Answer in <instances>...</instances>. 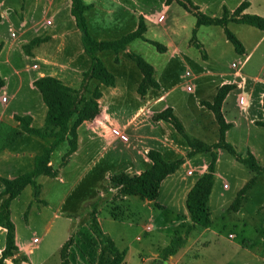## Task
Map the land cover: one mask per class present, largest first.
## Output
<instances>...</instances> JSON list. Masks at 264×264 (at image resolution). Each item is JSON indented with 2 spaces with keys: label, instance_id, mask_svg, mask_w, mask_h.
I'll return each instance as SVG.
<instances>
[{
  "label": "rangeland",
  "instance_id": "rangeland-1",
  "mask_svg": "<svg viewBox=\"0 0 264 264\" xmlns=\"http://www.w3.org/2000/svg\"><path fill=\"white\" fill-rule=\"evenodd\" d=\"M191 1L203 14L220 17L223 5L233 9L236 8L239 0ZM138 2L139 6H137L147 8L146 10L158 11L161 5L160 0H138ZM130 6L134 8L133 5ZM258 6L264 9L263 2H255L254 7ZM101 8L103 9V6ZM94 12L93 10L89 13L90 15L88 14L89 34L93 40H116L131 32L129 31L130 22L127 19L121 26L112 27L97 36L95 26L91 22L96 16L97 20H102L105 15L102 12ZM110 18V25L116 23L114 14ZM158 21H165V29L151 27L146 33V39L160 44L180 46L179 49L183 54L178 59L182 57V63L179 60L169 61L152 46L140 41L133 42L129 49L153 67L161 92H169L166 97L167 104L171 105L186 133L204 144L205 142L213 143L218 138L217 125L212 114L205 108L199 107L197 99L212 100L216 91L217 77L199 74L203 68L212 73L225 72L232 63L235 64L232 68L239 70L240 56L236 55L220 27L201 26L195 32V39L203 44L209 54L208 59L203 58V52L190 43L195 18L176 4L172 6L170 12L159 16ZM227 28L248 51L261 35L257 29L242 24L229 23ZM68 40L74 41V47L78 46L82 50L79 36L76 38L75 35H71ZM112 54L113 52L105 51L100 54V58L106 69L117 77L119 82L122 83L120 77L129 79L123 99L119 101L120 110L128 117L137 106L138 96L134 90L135 86L132 87V85L135 73L139 72L135 65L121 53L118 54V63L115 64L111 57L108 58ZM263 55L264 41L246 70L256 72L257 66L259 68L263 62ZM262 82L264 83V79ZM263 83H247L246 90L251 91L252 100L245 114L263 117L257 100V95L264 89ZM94 87L93 84L89 85L91 90ZM155 92L151 90L150 94ZM104 95L108 94L105 92ZM38 97L40 99L39 95ZM244 103L241 98L239 104ZM161 106L163 104H158L153 107V110L156 111ZM33 107H36L35 103ZM117 109L119 108H115ZM229 112L233 114L231 119L234 117L238 120L235 109L232 108ZM38 124L35 120L34 127H38ZM95 125H99V121L95 122ZM237 125L236 130L228 133L226 141L240 155H245L249 150L259 166L264 169V128L249 127L240 119ZM78 134L81 138L84 136L82 132ZM110 134L115 141L125 144L131 141L129 136L118 129L111 128ZM33 138L35 137L29 135L22 137L12 146L11 151L15 154L40 153V140L37 138H35L36 142L29 140ZM67 148V144L62 143L51 154L50 165L53 168H59ZM93 148L87 153H81L67 167L60 170L62 177L69 184L67 187L50 179L40 180L39 183L43 189L40 199L44 205H39L32 199L30 187H26L11 203V219L19 242L28 243L32 247L30 262L27 264H60L59 249L69 237H72V244L68 250V264H98L99 244L88 229V208L85 209L86 204L93 200L97 192H100L97 195L99 226L101 231L113 241L116 249L124 254V262L121 264H154L156 259L166 261L170 256H165L163 249L170 243L169 238L173 235L184 236L185 224L182 222V217L187 188L179 191L175 206L169 201L165 187L161 188L158 197L153 201L162 205V208H156L153 202L148 204L137 197L113 200L116 191L105 179L108 173L120 172L117 162L110 151L99 152L96 149L93 151ZM216 157L219 161L217 165L215 164L213 196L208 206L211 227L202 234L201 243H196L188 252L186 264H264V172L256 177L239 210L233 212L229 209L230 204L239 189L254 176V173L223 151H216ZM209 162V155L202 153L195 160L189 161L185 169L179 168L176 175L196 177L204 173ZM29 168L28 164L20 166L18 159H14L0 164V173L3 169H7L5 175H20L30 171ZM188 170L192 171V175L188 174ZM127 174L133 176L136 172L130 169ZM222 184L224 187L227 185L229 189L223 190ZM220 191L223 194L221 202L215 200V194ZM30 203L32 206L29 208ZM145 227H150V231H146ZM197 235V232H194L190 240ZM33 239L37 242L33 243ZM244 242H248V245L244 246ZM110 261L111 258L105 256L104 264Z\"/></svg>",
  "mask_w": 264,
  "mask_h": 264
},
{
  "label": "crops",
  "instance_id": "crops-1",
  "mask_svg": "<svg viewBox=\"0 0 264 264\" xmlns=\"http://www.w3.org/2000/svg\"><path fill=\"white\" fill-rule=\"evenodd\" d=\"M82 1L84 4L90 5L91 7L88 11L85 12L88 32H89L88 24H90L88 20L89 19L88 14L94 10L95 11L94 13L102 12V14L105 15L104 18H102V20H97V16H96L92 20L93 22H91L93 26H95L94 30L97 36L108 31L112 27L121 26L124 23V21H127V19L130 22L129 31L133 32L137 28L139 18L142 17L145 21V27H146V31L143 35L145 39H146V33L151 27H155V28L159 27L162 30L165 29L164 26L165 21H158V17L170 12L174 4L178 5L175 0H170V1L160 0L161 2L160 8L158 11H155L153 9L146 10L147 8H139L138 0H82ZM189 1L193 5H195L191 0ZM242 2L248 3V7L244 10L243 13L253 14L264 18V9L260 8L259 6L257 8L254 7L255 2L264 3V0H258V1L239 0L236 4L237 5L236 8ZM130 5H133L134 8H130L131 7ZM101 6H103V9L102 8L100 9ZM136 6L138 8H136ZM223 7L225 6L223 5L222 8ZM70 8H71V0H0V81L2 82V86L0 87V123H4L9 125L10 127L16 128L17 125L13 120V116L21 115V116H29L31 118V126L34 127L35 120L38 121L39 123L38 127L35 128H39L42 126L44 116L46 113V108L41 101V97L40 99L38 97L39 93L35 90V88L32 85V83L40 77H44V76L54 77L59 81H61L66 86H69L73 89L79 88L82 79V74L88 70L90 66V61L88 57L84 54L83 48L81 50L80 48H78V46L74 47V41H76V39L74 41L68 40L69 36L71 35H75L76 38L79 36V40H80V32L75 26L74 19L70 13ZM226 9L232 12L235 8L233 9L226 8ZM113 14L116 17L114 19L116 23L114 22V24L110 25L109 24L111 21L110 16L112 17ZM260 32H261L260 37L258 38V40H256L255 44L253 45L250 51L246 50V48H244V46L242 45L244 48V53L242 55H238L240 56V61L238 63L241 64L239 70L233 69L232 65L234 63H232L231 66L228 67V70L225 72L212 73L208 70H203L204 69L203 68L200 72L201 74H199V75L205 74L204 76L211 75L213 77H217L216 78L217 81L215 82V84L217 85L215 86L216 87L215 94L222 85H234L235 87L232 91H230L227 94L221 105V113L223 119L227 124L231 125L230 129L226 132L225 139L231 130H236V127L238 126L237 122L239 121V119L242 120L249 127L255 126L258 128H262L260 126H257L256 123L264 120V112L262 108L264 89L261 90L260 93L257 95L258 105L263 112V117L261 118L260 115L252 117L245 114V112L249 110L250 102L252 100L251 91L247 92L246 90L247 83L248 82L253 84L263 83L262 80L264 79V55L262 56L263 59L262 64L259 66V68L257 66V70L255 69L256 72H252V71L249 72L248 70H246L247 65L252 60L254 54L259 50L260 45L264 41V31H260ZM68 33H72V34H68ZM33 38H40L42 39V42L33 46L29 50V53L25 54L23 52V46L26 45ZM96 41H102V40H96ZM135 41L143 42L141 40H134L127 45L126 50H120L118 52L108 51V52H113V54L108 58L111 57V60L113 59L114 63L117 64L118 54L121 53L123 56L127 57V52H132L129 49L130 45ZM80 44H81V40H80ZM191 44L200 45L201 48L198 50H201L203 52L205 59H208L209 54L207 53L205 47L201 42L195 39V41ZM161 45H163L166 48L165 52L162 54L165 55L169 61L179 60L178 57L183 54V52L179 49L180 46L176 47L174 44H166V43ZM101 53L102 52L96 53V57L104 64V62L100 58ZM181 58L179 62L182 63L183 61ZM135 75L136 76L133 81L132 87L135 86L134 90L137 94V86L141 80V74L139 72L138 74L135 73ZM114 78H115V83L113 87H104L99 83H95L97 82L96 80H91L89 82V85L93 84L95 86L93 89L98 88L99 91L101 92V98L98 100L100 112L93 121L84 122L81 126L77 128V149L70 156L66 165L63 166L62 168L67 167L68 164L75 157H79L80 154L83 152L87 153L93 147H94L93 151L94 149L98 150L99 152L102 150L110 151L114 155V158L117 162L118 170L120 171L119 173L124 172L127 174V171L131 169L134 172H136V174H134L133 176L139 175L141 172H143L144 170L148 169L151 166V162L146 157V152L148 150H155L159 152L162 158L166 161H174L181 157H185V155L189 152V147L187 146L185 141L175 132L173 127L164 121L153 122L151 120V116L153 114L159 113L166 108H170L173 114L175 115V112L171 108V105L167 104L168 102L166 97L167 94H169V92L166 93L161 92L160 85L158 81L155 79V76L154 79L159 85V89L155 90L156 92L152 94H150V91L152 89L148 90L145 96L142 98L139 97V95L137 94L138 96L137 106L132 111L131 115H129L128 117L125 116V112L120 110L121 103L119 101L123 99L124 93L127 90V83L129 79L120 77V79L122 80L121 83L119 82V79H117V77ZM105 92L106 94H108L107 96L104 95ZM241 98L245 102L243 105L239 104V100ZM3 99L5 100L3 101ZM197 101L201 109L204 108L201 105L202 102H211L206 100H199V98L197 99ZM33 103L36 104V107H33ZM158 104H163V106H161L156 111L153 110V107ZM115 108H119V109L115 110ZM232 108L237 111L238 120L234 117L231 119L232 117L231 115L233 114H231L229 110ZM97 121H99V125H95V122ZM111 128L118 129L123 134L129 136V138L131 139L130 143L125 144L120 141H115L114 139H112V135L110 134ZM217 131H218V127H217ZM80 132H82L84 135L82 138L79 137L78 133ZM24 136L27 135L26 134L21 135L16 141L8 145L2 152H0V164L8 163L14 159H18V164L20 166L28 164L30 170L33 168L34 157L41 153L42 149L50 142V140L39 139L40 140L39 148H41L40 153L31 152L29 154H24L22 152V154H15L13 151H11V149L13 148L12 146H14V144ZM35 138L29 140L36 142L38 138L37 139ZM200 140L202 139L200 138ZM216 142L217 140L213 143ZM205 143L209 145L213 144L207 142ZM220 151L222 150H217V152ZM200 155L197 154L189 159L186 158L185 162L180 166V169L181 170L185 169V166L189 161L195 160ZM218 161L219 158L217 159L216 165ZM50 164L51 162H49V165ZM62 168L56 169L58 170V175L56 178L40 176L37 178V183L41 186V184L39 183L40 180L50 179L52 181H57L60 185L67 187L69 184L67 183L65 178L62 177L60 173V170ZM6 171L7 169H3V172L0 173V178L13 179L19 176V175H5ZM178 172L179 169L176 170L173 174L167 176L165 180H163L159 189V193L161 192V188L165 187L169 201L175 206L179 191L181 189L187 188L184 196V212L182 217L183 218L182 222L185 224L184 227L186 228L190 224L189 218L185 211L186 194L200 175H197L196 177H188L186 175H176L178 174ZM7 173L9 174L10 170ZM112 175L115 174L108 173L106 175L105 181L107 182L109 176ZM225 186L226 187H224V184H222L223 190L229 189L227 185ZM2 189H3L2 185L0 184V192L2 191ZM42 190L43 189L41 186L40 193L36 199L32 196V199L36 201L37 204L39 205L41 204L44 205V202L40 199ZM98 194H100V192L99 193L97 192L95 194V197L91 202H93L95 199L98 198L97 197ZM212 194H213V187L209 197L208 206L212 200V196H213ZM31 195H32V189H31ZM222 195L223 194L221 191L219 193H216L215 200L217 201L219 200L221 202ZM91 202H88L87 204ZM145 202L148 204L152 203L147 201ZM153 203H154V207L162 208V205L157 204L155 202ZM31 206L32 205L30 203L28 207L30 208ZM10 219H11V212H10ZM210 227L207 229H203V228L199 229L200 227H195L194 229H192L188 234V236L186 237L183 247H181L174 256H170L169 259L165 261L166 264H186L187 261L185 260L186 257L188 256V252L193 248V246L196 243L198 244L201 243L200 240L202 234L204 232H207L210 229ZM14 229H15V244L19 249V251L27 256L28 262H30L32 247L28 243H20L15 226ZM194 232H197L198 235L192 238V240H190V237ZM174 237L177 236L173 235L171 238H169V242ZM4 240H5V230L3 228H0V256L4 248ZM35 242H37V240L33 239V243ZM247 245L248 242H244V246ZM28 262L22 264H27ZM4 264H11V261L7 259L5 260Z\"/></svg>",
  "mask_w": 264,
  "mask_h": 264
},
{
  "label": "trees",
  "instance_id": "trees-1",
  "mask_svg": "<svg viewBox=\"0 0 264 264\" xmlns=\"http://www.w3.org/2000/svg\"><path fill=\"white\" fill-rule=\"evenodd\" d=\"M170 1V0H167ZM176 3L186 12L195 18V27L192 30L191 43L195 41V32L201 26H216L223 31L225 39L232 45L237 55L244 53V48L237 37L227 28L229 23L242 24L253 27L259 31H264V18L245 14L248 7L247 2H242L232 12L225 7L222 8L220 17H211L203 14L199 8L189 0H175ZM82 0H71L70 13L74 19L75 26L80 32V40L84 54L90 61L88 70L82 74L81 83L78 89H73L64 85L54 77L44 76L36 79L32 85L39 93L41 101L46 108L43 124L39 128L31 126L29 116L14 115L13 120L17 127L13 128L7 124L0 123V152L8 145L16 141L21 135H31L38 139H48L50 142L36 155L33 160V168L13 179L0 178L2 191L0 192V228L5 230L4 248L0 256V264H4L9 259L11 264H22L28 262L27 256L21 253L15 244V229L10 219V204L26 188L32 189V196L36 199L40 193L41 186L37 183L40 176L56 178L58 170L49 165L51 154L62 143L67 144V150L63 155L59 168L66 165L70 156L77 149V128L84 122H91L99 114L98 100L101 92L98 88L89 90V82L96 80L104 87H113L114 76L106 69L104 64L96 57V53L126 50L127 45L134 40H141L152 46L156 52L162 54L166 48L155 42L144 38L146 31L145 21L142 17L138 20L135 31L128 33L116 40L95 41L88 32L85 12L90 9ZM42 42L40 38L31 39L23 46V52L29 50ZM200 49V45H194ZM128 59L133 62L141 74V80L137 86V94L144 97L148 90H157L159 85L154 79V69L140 55L127 52ZM204 58V55H202ZM2 82L0 81V87ZM234 85H222L214 95L211 102H202L201 105L209 110L218 127L217 142L207 145L199 140L187 135L181 122L173 114L170 108H166L159 113L153 114V122L164 121L171 125L175 132L185 141L189 147V152L185 157L174 161H166L161 154L155 150H148L146 157L151 162V166L137 176H129L121 172L109 176L108 183L113 186L116 193L113 200L137 197L142 201L153 202L159 194L161 183L165 178L173 174L184 163L186 158H191L197 154L206 153L210 157V162L206 171L200 175L193 186L186 194L185 209L190 224L184 230L183 237H174L163 249L165 256H173L184 244L190 231L195 227L207 229L211 226L209 217L208 201L214 183V172L216 164V151L222 150L229 154L236 162L242 164L254 176L237 192L234 200L229 206L230 211L237 212L241 204L246 200L247 191L253 186L257 176H260L264 169L259 166L254 156L247 150L245 155L238 154L234 147L226 142L225 135L231 125L227 124L221 113V105L227 94L234 89ZM264 112V98L262 100ZM264 128V120L256 123ZM99 198L86 205L88 208V229L97 239L99 244L98 264H104L105 256H109L111 261L107 264H121L124 254L119 252L113 241L110 240L100 229L97 214ZM72 244V237H69L59 249L60 264H68V250Z\"/></svg>",
  "mask_w": 264,
  "mask_h": 264
},
{
  "label": "water",
  "instance_id": "water-1",
  "mask_svg": "<svg viewBox=\"0 0 264 264\" xmlns=\"http://www.w3.org/2000/svg\"><path fill=\"white\" fill-rule=\"evenodd\" d=\"M154 264H166L165 261L157 259Z\"/></svg>",
  "mask_w": 264,
  "mask_h": 264
},
{
  "label": "built area",
  "instance_id": "built-area-1",
  "mask_svg": "<svg viewBox=\"0 0 264 264\" xmlns=\"http://www.w3.org/2000/svg\"><path fill=\"white\" fill-rule=\"evenodd\" d=\"M4 100H5V99H3V101H4ZM240 101H241V99H240ZM188 174L191 175L192 172H191V171H188ZM145 230H146V231H150V227H147Z\"/></svg>",
  "mask_w": 264,
  "mask_h": 264
}]
</instances>
